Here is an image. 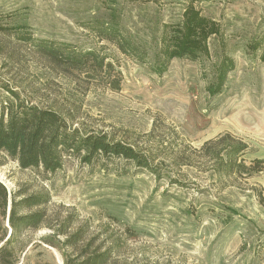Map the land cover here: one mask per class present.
Segmentation results:
<instances>
[{"label":"rangeland","instance_id":"rangeland-1","mask_svg":"<svg viewBox=\"0 0 264 264\" xmlns=\"http://www.w3.org/2000/svg\"><path fill=\"white\" fill-rule=\"evenodd\" d=\"M190 8L219 32L200 55L154 68L162 38ZM106 21L144 49L145 62L88 28ZM39 40L99 52L112 64L111 78L121 79L119 90L103 78L60 72L35 50ZM263 55L264 0H0V104L12 90L60 111L82 133L138 146L161 172L155 179L120 158L85 165L73 154L56 173L23 170L0 151L9 204L14 193L51 198L42 228L10 245L16 264H64L108 248L110 264H264V171L217 177L200 153L228 133L248 145L246 162L264 157ZM226 58L232 67L214 93ZM79 231L81 240L67 245Z\"/></svg>","mask_w":264,"mask_h":264},{"label":"trees","instance_id":"trees-1","mask_svg":"<svg viewBox=\"0 0 264 264\" xmlns=\"http://www.w3.org/2000/svg\"><path fill=\"white\" fill-rule=\"evenodd\" d=\"M183 17L184 21L180 26H175L173 35L166 38L167 40L162 38L164 42L154 68H164L162 64L172 58H194L200 55L207 51L205 39L210 34L219 32L215 22L198 16L191 8L185 11ZM96 25L88 28L93 29L101 40L114 44L123 55L134 57L140 63L145 62L144 49L138 47L129 35L124 34L117 23L106 21L97 22ZM34 48L60 72L103 78L108 81L112 91L120 88L121 79L111 78L112 64L106 62V58L95 50H78L70 43L45 40L34 43ZM231 67V59L226 58L225 62L220 63L216 85L215 88L212 87L214 93L220 91ZM7 92L12 98L0 104V151L14 159L20 169L41 168L47 173H56L62 167L64 156L73 154L85 165L98 159L120 158L146 170L155 179H160L161 172L158 166L153 165L154 159L138 146L114 140L104 132L82 133L79 128L69 124L60 111L25 103L16 92ZM248 150V145L242 140L227 133L205 142L200 153L213 163L212 173L217 177H248L264 171V157L248 162L244 160ZM50 199L47 192L28 196L14 193L9 204L6 188L0 183V264L17 263L10 245L16 236L25 231L42 228L46 219L45 210L42 208ZM259 202L264 206L261 195ZM6 213L9 214L8 225L11 228L8 238L7 230L3 227ZM82 233L76 232L66 244H77ZM111 251L110 248L101 252L84 251L75 257L69 256L64 264H110L113 261Z\"/></svg>","mask_w":264,"mask_h":264},{"label":"water","instance_id":"water-1","mask_svg":"<svg viewBox=\"0 0 264 264\" xmlns=\"http://www.w3.org/2000/svg\"><path fill=\"white\" fill-rule=\"evenodd\" d=\"M8 212H9V208H8Z\"/></svg>","mask_w":264,"mask_h":264}]
</instances>
